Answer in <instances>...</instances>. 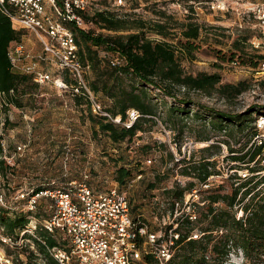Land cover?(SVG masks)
I'll list each match as a JSON object with an SVG mask.
<instances>
[{
  "label": "rangeland",
  "instance_id": "1",
  "mask_svg": "<svg viewBox=\"0 0 264 264\" xmlns=\"http://www.w3.org/2000/svg\"><path fill=\"white\" fill-rule=\"evenodd\" d=\"M261 2L264 0H126L125 7H117L112 0H101L95 4L90 12L110 10L121 17L147 21L159 20L160 10L182 21L188 19L187 17L194 18L202 25L201 37L195 40L196 58L193 61L183 58L184 69L194 75L199 72H218L222 77L221 83L235 84L248 81L251 86L237 98L229 100L219 94L206 96L198 91H190L186 96L189 103L176 102L162 91L148 86L151 100L158 104L161 120L152 116L157 124L146 123L145 130L139 131L132 141L115 143L99 130L98 124L93 125L90 122L91 108L85 100L82 104H76L71 91L63 92L52 82L43 83L39 85L33 101L29 103L25 101L24 109L10 107V124L7 130L3 129L2 123L0 124V134L4 137L2 142L6 148L4 158L15 167L14 175L10 174V178L0 177V193L4 194L8 208L2 206L12 210L11 216L18 212L28 214L24 202L16 200L19 191L28 192L39 186L62 187L68 181L79 180L88 175L86 179L93 190L109 191L116 188L124 192L130 200L134 217L143 218L155 230L165 231L169 226L177 224V218L189 212L196 216L192 220H198L203 212H206L203 208L206 205L204 197L215 190L232 193L234 186L242 182L243 174H247L246 179L250 175H258L249 186H257L253 193L262 191L264 181H259L264 176V160L258 166L260 170L252 172L248 167L255 166V162H250L247 166V163L234 160L232 156L242 155L248 150L253 140L251 131L257 129L258 117L264 115V83L262 84L264 59L257 62V66H253V63L258 61L257 58H254L253 62L249 58H245V61L239 58L232 61L230 51L234 39L251 34L246 49L251 51V55L264 54V37L256 25L255 18L243 14L252 3ZM240 23L243 28L240 27ZM86 30L94 31L95 34L114 33L101 30L94 23H87ZM172 32L179 31L176 29ZM23 33L25 47L35 56L32 61L55 77L62 75L60 73L63 72L58 71L55 63L44 62L38 58L42 52L39 39L27 30ZM147 35L158 40L163 38L152 32H147ZM177 40L178 37H170L174 44ZM250 40L259 42L260 46L256 48ZM109 53L103 48L98 49V54L103 60H109ZM86 72V81L90 89V83L98 80V72L90 67ZM133 82L134 79L128 77L124 84L130 88ZM95 95L107 109L113 107L112 98L103 92ZM183 96L184 89L179 93V97ZM178 105L189 109L183 113L174 111L173 106ZM252 105L257 106L252 114L253 119L250 120L252 122H247L244 131L236 133V137L228 134L230 130L220 131L210 123L212 120L210 109L241 113ZM253 126L256 128H252ZM94 129L98 130L97 134L94 133ZM206 135L211 136V140H203L202 137ZM224 141H231L235 151L230 152ZM247 142V146L242 150ZM146 144L149 148L143 149L142 146ZM213 144L220 145V149L214 146L209 150H202ZM18 146H22V150L15 153ZM206 157L215 163L211 167L213 170L211 185L209 188L201 189L197 197L191 196L188 203L186 200L193 190H187L184 200L173 209L171 204L175 198L171 199L165 193V188L186 187L191 182L195 184L193 188H198L200 186L198 177L185 174L183 169L186 165L197 163ZM120 165L130 166L134 172L133 178L127 180L124 185L117 181L116 170ZM150 181L155 182L154 188L149 187ZM245 202H248V199L242 204ZM48 203L47 199L42 200L37 211L30 212L29 219L37 222L41 232H44L41 224L50 215ZM215 205L223 206L222 203ZM238 217H245L240 209L237 211ZM209 222L205 219V226H208ZM19 232L13 235L18 239V244L0 242V258L5 254L14 264H27L33 251L35 261L39 264H49L37 243L41 238L39 233L35 232L34 236L29 232L21 240ZM191 234L197 235L194 238L199 239L203 233L200 228H196ZM53 235L57 242L61 241L62 234ZM222 235L223 229H216L210 235L212 241L208 254L215 259L214 264H264V254L248 259L238 247L231 250L227 260L222 261L221 255L212 253L213 246L221 242Z\"/></svg>",
  "mask_w": 264,
  "mask_h": 264
},
{
  "label": "trees",
  "instance_id": "2",
  "mask_svg": "<svg viewBox=\"0 0 264 264\" xmlns=\"http://www.w3.org/2000/svg\"><path fill=\"white\" fill-rule=\"evenodd\" d=\"M80 14L86 23H94L101 30L114 32L107 35L102 32L95 34L94 31L75 28V36L79 44L78 52L83 65L98 72V80L95 79L90 83L91 91L94 93L103 92L107 97L112 98L113 107L109 111L115 115H122L123 120L127 119V111L130 108L137 109L141 114L135 123L127 128L106 121L95 114L93 115L90 111V122L93 125L98 124L99 130L115 143L132 141L139 131L145 130L146 123L157 124L152 116L160 119L158 104L151 100L148 86L162 91L180 103H189L186 101V96L190 91H198L206 96L219 94L229 100L237 98L251 86L248 81H240L235 84L221 83L222 77L218 72H199L194 75L184 69L183 58L192 61L196 58L195 40L201 37L202 25L194 18L187 17L188 19L182 21L167 14L164 10H160L158 13L160 18L156 21L121 17L110 10L80 11ZM176 29L179 32H172ZM147 32H152L163 38L155 39L148 36ZM23 34L22 30H16L13 27L9 16L0 9V124L4 125V130L9 128L10 107L15 106L24 109L26 103L33 101L39 87V84L35 83L30 75L16 73L12 69L8 51L12 45L23 42ZM218 35L226 37L220 33ZM250 35L239 36L233 40L230 48L231 58L232 61H236V58L243 59V61L245 58H249L252 60L251 62L257 58L258 61L253 63V66H257V62L264 59V54L257 55L254 53L251 55V51L246 49V46L249 45ZM170 37H178L177 42L172 43ZM218 41L222 43L220 40ZM100 48L105 49L108 53L118 51L124 57L125 63L121 66L111 65L110 57L109 60H103L98 54ZM253 50L257 51L256 49ZM128 77L134 79L130 88L124 84ZM64 78L66 81H70L67 76ZM182 89H184V96L179 97ZM74 100L76 104H82L85 100L89 106L88 100L83 95L76 94ZM25 101L27 102L25 103ZM256 107V105H252L241 113H226L223 110L210 109L212 113L210 123L220 131L228 132L230 130L228 134L236 137V133L244 131L247 122H252L250 120L253 119L252 114ZM173 109L183 113L189 108L186 109L178 105L173 106ZM252 128H256V126ZM257 132L258 130L255 129L251 131V135L254 137ZM94 133L97 134L98 130L94 129ZM3 138V135L0 134V177L7 179L10 178V174L14 175L15 167L4 158L6 148L2 142ZM202 139L209 141L211 136L206 135ZM224 142L229 147L230 152L235 151L231 141ZM248 142L244 144L242 150ZM214 146L220 149V145L213 144L202 150L206 151ZM142 148L147 149L149 145H143ZM16 151L17 149H15V153ZM170 154L173 156L171 152ZM232 159L247 163V166L250 165V162H255V166L248 168L252 172H258L260 170L258 166L264 160V143L260 145L253 143L244 154L232 156ZM183 160L185 161V159ZM214 164L206 157L197 163L186 165L183 170L185 174L198 177L200 182H204L213 175L211 167ZM116 173L120 185H124L134 175L133 169L125 165L118 166ZM257 176L253 174L247 179L242 178V182L234 186L232 193H223L220 190L210 192L203 199L206 201V205L203 207L206 212H203L198 220H192L191 216L195 215L191 214L177 218L176 222L179 224L178 231L180 232L179 247L175 257L168 264H214L215 259L208 254V251L212 241L210 235L216 229H223V235L221 242L213 246L212 253L221 255L222 261L227 260L231 250L237 247L242 249L248 259L264 254V189L253 193L257 186H249ZM263 181L264 176L259 182ZM148 185L150 188H154L155 182L150 181ZM194 186L195 184L191 182L186 187L165 188V193L171 199L175 198L171 204L173 209L177 202L184 200L186 191L193 190ZM47 187L52 188L54 186H39L32 192H38ZM246 199L248 202L242 204ZM216 203H222L223 206L217 207ZM239 209L244 212L245 217L237 218ZM11 211L0 203V225L5 228V232L9 236L24 230L30 221L29 211L28 214L18 212L14 213L13 216H11ZM205 219L210 221L208 226L204 224ZM196 228H200L203 234L199 239H188ZM41 229L44 232L39 229L36 232L49 246L58 244L53 234L43 228ZM37 243L49 264H57L56 260L49 254L47 246L40 241ZM28 260L27 264H39L35 261L33 251ZM147 262L154 264L151 257L147 258Z\"/></svg>",
  "mask_w": 264,
  "mask_h": 264
},
{
  "label": "built area",
  "instance_id": "3",
  "mask_svg": "<svg viewBox=\"0 0 264 264\" xmlns=\"http://www.w3.org/2000/svg\"><path fill=\"white\" fill-rule=\"evenodd\" d=\"M99 1L101 0H0V9L9 16L13 27L16 30H27L39 39L42 52L38 58L55 63L58 71L63 73L55 77L39 67L32 61L35 56L23 42L12 45L8 55L14 72L30 75L39 85L52 82L63 92L71 91L73 96L83 95L88 100L93 115L128 128L141 116L140 112L130 108L127 119L123 120L122 115H115L102 105L95 93L88 88L86 69L89 66L83 65L78 52L75 28L86 30L87 27L80 11H90ZM112 3L117 7H125L127 4L126 0H112ZM243 14L255 18L264 37V2L252 3ZM240 27L243 28L242 23ZM254 40L250 42L258 48L260 43ZM109 54L111 65L121 66L125 63L118 51H111ZM65 76L70 81H66ZM258 118V132L253 137L252 144L260 145L264 143V115ZM20 150L22 146L17 147L16 153ZM243 176L245 178L247 174ZM87 177L88 175L79 180L68 181L62 187H47L38 192L19 191L16 196V200L24 202V207L29 212L37 211L41 201L48 200L50 215L41 224L42 228L51 234H62V238L55 246H49L42 238L38 240L47 246L57 264H149V257L154 264H168L175 257L180 240L178 223L165 231L153 229L143 218L132 215L130 200L124 192L116 188L109 191L93 190ZM210 181L211 176L200 182V186L189 194L186 203L191 196L197 197L201 189L209 188ZM0 203L8 208L3 193H0ZM37 229V222L30 220L27 227L18 234L22 240L29 232L36 236ZM13 238L0 226L1 243L18 244V239ZM0 261L1 264H14L5 254Z\"/></svg>",
  "mask_w": 264,
  "mask_h": 264
}]
</instances>
